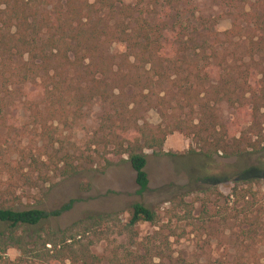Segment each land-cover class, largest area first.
<instances>
[{"label": "trees", "instance_id": "1", "mask_svg": "<svg viewBox=\"0 0 264 264\" xmlns=\"http://www.w3.org/2000/svg\"><path fill=\"white\" fill-rule=\"evenodd\" d=\"M212 1L231 21L219 34L212 31L217 20L192 19L175 0H149L145 9L123 0H0V125L21 115L52 147L54 122L73 130L99 104L105 111L87 145L99 147L101 172L115 164L112 156L125 155L119 161L132 169L140 198L149 190L143 149L169 154L162 145L173 132L190 138L195 146L188 152L207 160L256 155L257 165L232 180L231 211L205 212L203 223L234 225L231 264H264V200L249 192L264 180V0ZM210 33L223 40H207ZM115 44L123 49L111 50ZM148 107L161 119L154 127L139 121ZM81 155L63 152V176L94 157ZM74 202L48 211L0 204V264H192L172 256L167 245L175 230L141 202L131 205L124 224L114 212L64 228L48 224ZM141 222L158 229L137 241ZM114 227L128 246L99 256L93 237L107 238ZM11 247L19 252L13 259L6 256Z\"/></svg>", "mask_w": 264, "mask_h": 264}, {"label": "rangeland", "instance_id": "2", "mask_svg": "<svg viewBox=\"0 0 264 264\" xmlns=\"http://www.w3.org/2000/svg\"><path fill=\"white\" fill-rule=\"evenodd\" d=\"M123 1L132 5L139 4V7L142 6L140 8L145 9L149 0ZM175 2L180 13H193L192 19L203 15L210 20H217L212 31L218 34L230 27L231 21L225 15V9L215 5L212 0ZM209 36L207 40H223L222 35H218L217 39L211 33ZM214 44L220 43L216 41ZM230 46L224 53L231 52L233 46ZM122 49L121 45L116 44L111 47L113 51ZM222 110L226 121L230 118V111L228 113L225 107ZM103 111L99 104H94L87 111L86 120L73 130H66L62 124L54 122L53 130L56 133L52 147L45 135H39L31 124L26 125L24 117L20 115L8 121L7 115V120L0 125V204L16 202L23 207L38 205L48 211L74 199L68 211L48 221L51 226L64 228L94 213H117L124 224L129 217L131 205L141 202L156 212L160 224H167L175 230L176 236L171 235L167 245L174 258L179 256L192 264H231L234 246L230 241V232L234 225L229 222L204 224V220L209 218L205 212L211 216L223 208L231 211L229 201L233 199L229 194L234 186L232 180L239 172L255 167L258 157L252 155L237 159L215 156L207 160L188 152L195 146L190 138L173 132L167 135L162 145L163 152L169 154L155 155L151 149H143L147 156L145 170L149 178V190L140 198L134 193L136 186L132 169L128 163L119 161V157L126 156H112L116 165L101 172L102 161L95 155L96 150L100 153L99 147L87 145ZM139 116L140 122L151 127L161 122L160 116L151 107ZM63 152L94 157L90 160L81 159L79 171L71 177H65L62 173L64 162L60 161ZM76 162L74 159L73 164ZM21 174L29 176L33 181H25ZM244 188L246 190L247 185ZM249 192L264 200V180L253 183ZM181 201L187 205L183 206ZM193 222L196 227L190 225ZM157 229V226L146 222L138 223L134 227L136 240L139 241ZM100 230L105 231V228ZM113 230L107 238L93 237V251L99 256L106 255L111 248L122 249L128 246V237L118 235L117 227ZM259 252L261 255L262 252ZM18 253L17 249L11 247L7 249L6 256L13 259ZM158 262L157 258L152 259V263Z\"/></svg>", "mask_w": 264, "mask_h": 264}]
</instances>
